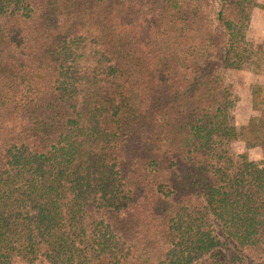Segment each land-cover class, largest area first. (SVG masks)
<instances>
[{
  "label": "trees",
  "instance_id": "1",
  "mask_svg": "<svg viewBox=\"0 0 264 264\" xmlns=\"http://www.w3.org/2000/svg\"><path fill=\"white\" fill-rule=\"evenodd\" d=\"M253 8L0 0V264H264V168L230 150L215 63ZM251 109L264 154V85Z\"/></svg>",
  "mask_w": 264,
  "mask_h": 264
},
{
  "label": "rangeland",
  "instance_id": "2",
  "mask_svg": "<svg viewBox=\"0 0 264 264\" xmlns=\"http://www.w3.org/2000/svg\"><path fill=\"white\" fill-rule=\"evenodd\" d=\"M254 8L250 13L240 16L233 24L232 35L241 41L237 54H222L215 63L222 74L223 109L226 132L230 139V150L236 156L247 153V168L250 171L264 168V154L260 148L246 149L244 137L250 117L255 115L251 109V90L253 86L264 85V0H251ZM216 2L206 10L207 22L215 23ZM101 100L110 95L107 84L98 86ZM264 253V241L262 243Z\"/></svg>",
  "mask_w": 264,
  "mask_h": 264
}]
</instances>
